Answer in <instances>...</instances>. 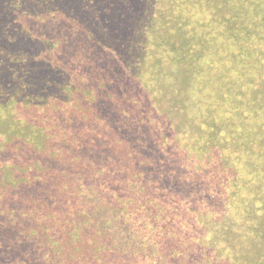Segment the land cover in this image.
<instances>
[{"label": "rangeland", "instance_id": "rangeland-1", "mask_svg": "<svg viewBox=\"0 0 264 264\" xmlns=\"http://www.w3.org/2000/svg\"><path fill=\"white\" fill-rule=\"evenodd\" d=\"M0 192V264L264 262V0H0Z\"/></svg>", "mask_w": 264, "mask_h": 264}, {"label": "trees", "instance_id": "trees-1", "mask_svg": "<svg viewBox=\"0 0 264 264\" xmlns=\"http://www.w3.org/2000/svg\"><path fill=\"white\" fill-rule=\"evenodd\" d=\"M66 36H68V35H66ZM61 41H63V39H61ZM46 51L49 53L48 55H50V58H51L50 61H53L54 58L57 60L58 53L56 52V45L55 44H53L51 42H48L47 46H46ZM122 159H123V156H122ZM36 169H37V167L35 168V170ZM19 171H20L19 173H14V171H13V174L18 177L17 179L23 181V180H25L24 178H27V179L29 178V179H31V181L34 184H38V185L43 186V184L40 183L42 181V179H43L42 174H40V172L39 173L38 172L37 173H32L30 168L24 166V163L21 164V170H19ZM125 173H127V175L125 176V179L122 181V184H121V187H120L121 191H124L126 194L128 193L127 194L128 198L131 199V200L134 199L136 196H138L139 198H142V200L145 199L146 188H144L145 186H143L141 184L143 177L142 176H141V178L137 177L138 175L136 174V167H132V169H131L130 165H127ZM52 177L50 179V183H52L54 185V179ZM47 180H48V178L46 177L45 183H47ZM58 182L59 181H57L56 184H55L56 188H57V183ZM106 182L109 183L108 181H106ZM105 185H109V184H105ZM74 186H76V183H68L67 185L66 184L64 185V183H62V188L60 190H64V191H63L62 195H60V199H64V201L67 202V198H69L70 195H72ZM99 189L100 190L104 189V187L102 188V186H100V188H98V190ZM2 192H6V190H4ZM0 194L2 195L1 192H0ZM7 202L12 203V198L10 199V201H7ZM108 204L113 205L115 207V205L110 200H109ZM116 207H118V206H116ZM126 212H128V209H126ZM82 217H83V221H88L89 218H90V217H88V219H87V217H85V211H82ZM78 227L81 228L80 225ZM33 232H36V230H33L32 234H33ZM95 234H96V232H95ZM100 237L103 240L105 239V236H103V234ZM7 242H12V243H15V244L19 245V243H18L19 240L12 239V241H7ZM102 242L105 245L107 243L105 241H100V243H102ZM82 247H83V249H81V247H80V248H76V250H79V249H80V251L82 250V252H80V253H83V252L84 253H88V252H90L89 255H91V257H93L94 259H96V258L98 259V260H96V263H99V264H119V262H118L119 260L118 259H114L113 261H107V260H105L103 258L100 259L99 257H96L103 250V246H101V245L98 246L93 241H90V242L87 241V243L85 245H83ZM1 248L4 251L7 250V249H5L3 247H1ZM9 249H14V248L12 246H10ZM259 264H264V262H260Z\"/></svg>", "mask_w": 264, "mask_h": 264}]
</instances>
